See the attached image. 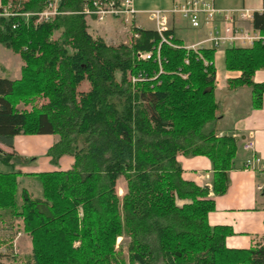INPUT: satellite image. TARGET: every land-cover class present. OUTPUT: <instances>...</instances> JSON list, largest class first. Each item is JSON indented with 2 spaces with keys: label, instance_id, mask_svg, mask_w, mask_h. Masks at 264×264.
Segmentation results:
<instances>
[{
  "label": "trees",
  "instance_id": "trees-1",
  "mask_svg": "<svg viewBox=\"0 0 264 264\" xmlns=\"http://www.w3.org/2000/svg\"><path fill=\"white\" fill-rule=\"evenodd\" d=\"M47 1L0 0L15 15L0 16V45L23 63L18 80L0 79V144L52 135L50 163L73 160L67 171L33 175L39 199L16 193L19 172L0 174V211L30 238L26 264H264L263 245L227 249L230 230L207 224L208 192L225 193L236 152L231 136L201 131L216 119L214 50L185 49L172 36L174 48L159 45L153 30L141 29L107 45L87 32L84 0H58L59 14L46 23L21 16ZM251 26L264 32V12H253ZM223 65L239 72L227 88H249L259 109L264 87L252 77L264 70V43L225 48ZM178 156L208 159L209 191L181 179ZM29 161L0 151L3 164Z\"/></svg>",
  "mask_w": 264,
  "mask_h": 264
},
{
  "label": "crops",
  "instance_id": "crops-1",
  "mask_svg": "<svg viewBox=\"0 0 264 264\" xmlns=\"http://www.w3.org/2000/svg\"><path fill=\"white\" fill-rule=\"evenodd\" d=\"M182 1L133 0V7L137 14L130 23L113 18H105L101 23H96L92 19L85 18L87 32L90 35L92 34V37L100 38L107 45L125 44V40L133 36V29L153 30V24L148 20L145 11L151 9L166 10L174 3ZM206 1L220 10L247 9L256 13L264 12V0ZM170 26V36L179 40L184 47L201 40L205 34L203 30H190L178 18H173ZM186 32L194 33L195 39H191L189 36L187 38L185 36ZM122 38H125V40H122ZM223 51L224 48L213 54L215 69L213 96L217 110L216 119L211 123L214 124V128L219 125L216 131H212L216 137L231 136L236 144L234 166L228 171V186L225 193L215 197L211 195L209 190L212 171L207 158L203 156L188 158L178 156L176 162L180 167V177L183 181L191 182L197 187H206L209 191L208 197L213 199L214 210L207 214V224L211 227L222 226L230 230V234L224 239L225 247L227 249L245 250L255 244L264 246V196L261 194V189L264 187V170L258 171V165L252 162L253 157L261 162L264 161V90L261 107L253 109L249 88L228 89L226 86L227 80L238 77L239 72L224 69ZM0 52L6 64L4 66L3 61L0 60V79L18 80L20 78V68L23 65L21 59L8 50L4 51L3 47ZM6 73L8 76H5ZM252 81L256 84H262L264 87V70L255 71ZM249 138L253 142V148L251 151H245L243 150V144ZM56 139L52 135L14 136L11 148L0 144V151L13 154L19 158L31 159V161L15 164L14 166L0 163L6 167L8 166L11 172H19L20 177H33L34 174L44 172L67 171L73 162L70 156H61L56 164L52 165L50 159L45 155L47 149ZM0 174L3 173L0 172ZM19 176L16 178V182L20 178ZM180 202V205L186 203L183 200H180ZM2 213L5 212L0 211V214ZM20 230V233L17 232L15 236L11 235L9 237L5 234L0 239V245L4 242L10 244L13 241L15 243L18 241L17 245L21 246L28 242L30 248V238L22 231L21 222ZM120 241L121 238H117L116 244Z\"/></svg>",
  "mask_w": 264,
  "mask_h": 264
},
{
  "label": "built area",
  "instance_id": "built-area-1",
  "mask_svg": "<svg viewBox=\"0 0 264 264\" xmlns=\"http://www.w3.org/2000/svg\"><path fill=\"white\" fill-rule=\"evenodd\" d=\"M58 0L47 1L44 7L35 13L22 14L27 18L35 17V23H46L56 15ZM81 13L85 18L101 23L105 18H113L130 23L137 11L133 7V0H84ZM148 20L153 24V31L158 35L161 43L175 47L170 42L171 36L165 37L164 33L171 29L170 22L173 18L181 19L191 30H203L201 40L186 46L185 49L197 51L199 49H225L227 47L250 48L253 43H264V32L252 28V14L250 10H220L206 0H183L174 3L169 9H151L145 11ZM0 16H15L9 14L7 9L0 4ZM136 37L135 35H133ZM158 47L156 48L157 59ZM149 53H138L137 59H149ZM136 79H131L135 81ZM253 142L249 138L243 144V150L251 151ZM252 162L258 165V171L264 170V161L252 158ZM251 165V164H250ZM251 167V166H250ZM264 202V197H263Z\"/></svg>",
  "mask_w": 264,
  "mask_h": 264
},
{
  "label": "rangeland",
  "instance_id": "rangeland-1",
  "mask_svg": "<svg viewBox=\"0 0 264 264\" xmlns=\"http://www.w3.org/2000/svg\"><path fill=\"white\" fill-rule=\"evenodd\" d=\"M35 24H37V23H35ZM57 35H58V33H54L52 36V39H56ZM185 36L187 38L189 36V38L195 39L194 33H191V32H186ZM122 40H125V38H122ZM119 41H121V40H119ZM127 41L128 40L126 39L125 42H127ZM2 47L3 46L0 45V49ZM3 48H4V51L8 50L5 47H3ZM219 51H221V48L216 49L214 51V53H217ZM0 60L3 61L1 52H0ZM3 65L6 66L5 61H3ZM5 76H8V74L6 73ZM84 87H85V84H83L82 88H84ZM41 103H43L42 100H36V105H40ZM18 108L21 109L22 106H18ZM218 126L219 125H217V127L214 128V124L207 123L202 127L201 131L204 134L207 133L209 130L210 131H216ZM0 172L3 174H7V173L11 172V169L8 166L6 167L5 165H2L0 163ZM123 185H124L123 180L119 179L117 181V184H116V187H117L116 191H117V194L119 196L122 194ZM16 187H17L16 193H19V191L21 189H24L27 191V193L31 199H39L41 197V190H40L39 183L34 177L21 176L17 180V186ZM180 203H181L180 200L175 199V205L176 206L180 207L181 206ZM0 221H1L0 222L1 223V225H0V239H2L5 234L8 235L9 237H11V235L15 236L17 234V232L20 233L21 230H20L19 219H11V217L5 212V213L0 214ZM9 226H10V229H9ZM125 241H126V239H123V242H125ZM17 243H18V241L16 243L13 241L10 244H7L6 242H4V244L0 245V264H26L27 263V261L29 260V257H30L29 244L27 242L25 245L21 246L19 244L17 245ZM123 259L125 260V254H124Z\"/></svg>",
  "mask_w": 264,
  "mask_h": 264
}]
</instances>
